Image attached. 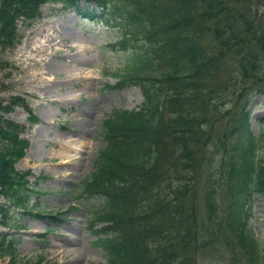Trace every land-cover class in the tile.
Listing matches in <instances>:
<instances>
[{
  "label": "trees",
  "instance_id": "16d2710c",
  "mask_svg": "<svg viewBox=\"0 0 264 264\" xmlns=\"http://www.w3.org/2000/svg\"><path fill=\"white\" fill-rule=\"evenodd\" d=\"M53 2L90 21L127 8L116 86L139 88L142 102L101 124L106 146L83 184L103 201L94 235L106 264H264L247 226L253 194L264 196L263 134L249 123L250 102L264 98V28L250 0H0V48L18 41L17 21L32 22ZM16 106L27 110L17 96L0 100L7 229H18L10 209L30 215L42 195L15 169L28 148L23 128L5 118ZM60 215L45 217L58 224ZM15 242L1 243L0 257L14 262Z\"/></svg>",
  "mask_w": 264,
  "mask_h": 264
},
{
  "label": "rangeland",
  "instance_id": "374dc122",
  "mask_svg": "<svg viewBox=\"0 0 264 264\" xmlns=\"http://www.w3.org/2000/svg\"><path fill=\"white\" fill-rule=\"evenodd\" d=\"M255 1L260 3L253 11L257 14L259 9L264 28V0ZM126 10L109 8L106 17L111 22L105 25L82 19L71 6L48 4L33 22L17 21L18 41L0 48V100L5 103L17 96L27 106V110L16 106L5 116L23 128L20 137L29 144L15 169L28 173L31 184L38 179L36 188L43 194L30 215H18L14 209L6 213L18 229L3 227L0 216V247L11 238L16 240L15 261L3 255L0 264L106 262L103 250L93 242L94 231L102 225L92 229L89 225L103 202L86 200L80 194L106 146L101 137L103 120L114 110H132L142 101L137 87L130 83L116 86L123 60L113 46L125 24L119 15ZM76 67L79 74L73 70ZM249 109L252 131L263 134L260 154L264 157V98L255 97ZM28 113L35 121L28 120ZM64 141L80 143L84 148L72 160H63L54 152L61 151ZM75 154L71 151L69 155ZM33 203L31 199L29 205ZM4 204L8 206L0 198V206ZM57 211L62 219L57 225L35 216ZM248 214V229L264 256V196L253 194ZM47 228L52 230L46 233ZM205 264L229 262L209 260Z\"/></svg>",
  "mask_w": 264,
  "mask_h": 264
},
{
  "label": "bare ground",
  "instance_id": "6f19581e",
  "mask_svg": "<svg viewBox=\"0 0 264 264\" xmlns=\"http://www.w3.org/2000/svg\"><path fill=\"white\" fill-rule=\"evenodd\" d=\"M83 50H84V48H83ZM73 70H75L78 74L80 73V69H78V67L74 68ZM65 99H67V98H64V100ZM83 148H84V145H80V143L79 144H74L72 141H69V142L64 141V142L60 143V148L59 149L61 151L54 152V154L57 155V157L59 156V158H61L63 160H72V158L76 157L77 154H79V152L81 151V149L83 150ZM67 151L69 152V154L71 153V151L75 152L76 154L71 156V155H69L67 153Z\"/></svg>",
  "mask_w": 264,
  "mask_h": 264
}]
</instances>
